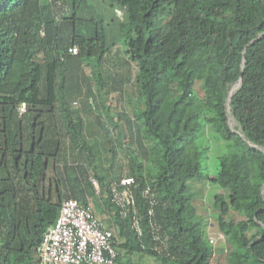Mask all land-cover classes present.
I'll list each match as a JSON object with an SVG mask.
<instances>
[{
    "label": "trees",
    "instance_id": "16d2710c",
    "mask_svg": "<svg viewBox=\"0 0 264 264\" xmlns=\"http://www.w3.org/2000/svg\"><path fill=\"white\" fill-rule=\"evenodd\" d=\"M107 1L120 12L110 20L102 0H0V264H40L68 198L109 211L115 264H211L191 188L204 180L226 190L206 210L230 244L227 264H264V0ZM111 25L124 53L115 69ZM132 63L134 115H114L106 95ZM209 122L226 144L214 175L199 141ZM125 176L129 210L114 190Z\"/></svg>",
    "mask_w": 264,
    "mask_h": 264
},
{
    "label": "built area",
    "instance_id": "2783aa9c",
    "mask_svg": "<svg viewBox=\"0 0 264 264\" xmlns=\"http://www.w3.org/2000/svg\"><path fill=\"white\" fill-rule=\"evenodd\" d=\"M69 51L76 54L78 47L72 46ZM25 111L26 106L22 104L19 112ZM93 182L98 187L99 182L95 179ZM134 184L132 176L122 177L115 184L114 190L121 194L119 204L125 210L135 206ZM209 239L215 244V236L209 235ZM39 255L40 264H115L118 252L113 231L104 226L93 205L68 198L62 202L56 222L44 233Z\"/></svg>",
    "mask_w": 264,
    "mask_h": 264
},
{
    "label": "rangeland",
    "instance_id": "374dc122",
    "mask_svg": "<svg viewBox=\"0 0 264 264\" xmlns=\"http://www.w3.org/2000/svg\"><path fill=\"white\" fill-rule=\"evenodd\" d=\"M102 1H103L102 2L103 7H101L100 10L106 11L107 17H109L108 20L120 14V12L115 8L111 6L109 7V3L107 0H102ZM106 6L107 8H105ZM109 35H110V43L112 46L111 49L112 54L111 57L108 59L106 65L109 66L111 69H115V67L113 66V64H117L115 61L119 57H124V53L122 52L123 45L120 41V35L115 30L113 25L109 27ZM131 67H132V74H131L132 76L130 81H126L122 86V89L118 91L113 89L110 92H108L106 95V104L111 106V108L114 109L115 112L116 111L119 113L126 112L128 115L133 116L134 115L133 106L135 105L137 99V91L134 85L135 83L134 78L137 71V66L136 64L132 63ZM85 73L88 77H90L91 67L88 66L85 67ZM197 83H198L196 85L197 98H199V100L204 101L205 94H204V90L201 87V82L198 81ZM130 94H132L133 97H130ZM82 97L84 96H80L79 97L80 99L77 98L73 101L72 103L73 108L82 109L85 107ZM117 112L114 115H116ZM229 123L233 128L237 127V122L230 114H229ZM199 141L208 147V149L206 150L207 153L204 158L205 172L208 173L209 175H214L217 172L218 156L225 151L226 144L225 142L216 138L215 129L212 127L211 122H209L206 125V128L200 133ZM95 187L97 189V192L100 194L101 193L100 185H98V187L97 186ZM191 188L195 191V196L193 198L194 204L197 205L198 210L200 211L199 213L202 212L206 216L205 223L207 228L208 239H209V235L216 237L215 244L214 243L212 244L214 246L215 252L211 259V264H227L230 244L228 242L227 237L219 232L215 218L209 213L210 212L209 210H206L207 200H209L216 192H223V191L226 192V190L219 188V185L213 186L209 180H204L201 183L195 184L194 188H193V184H191ZM94 210L95 213L97 214L96 208H94Z\"/></svg>",
    "mask_w": 264,
    "mask_h": 264
},
{
    "label": "crops",
    "instance_id": "0c3cea01",
    "mask_svg": "<svg viewBox=\"0 0 264 264\" xmlns=\"http://www.w3.org/2000/svg\"><path fill=\"white\" fill-rule=\"evenodd\" d=\"M115 117V119L117 118V116H114ZM102 118H107V116L106 115H104V116H102ZM110 134L113 136V134H115L116 135V132L111 128V130H110ZM128 132V131H127ZM90 135V136H89ZM87 137H92L93 135H91V134H89ZM128 143V144H127ZM131 144V143H130ZM130 144H129V141L126 139L125 140V145L127 146H130ZM127 146V147H128ZM90 203L93 205V202L92 201H90ZM93 207H94V205H93ZM94 208H96V212H97V214H98V216H99V218H100V220L103 222V220H102V218L104 217V218H106V217H109V211L108 210H103V212L101 211L100 212V209H98L97 207H94Z\"/></svg>",
    "mask_w": 264,
    "mask_h": 264
},
{
    "label": "water",
    "instance_id": "95a60500",
    "mask_svg": "<svg viewBox=\"0 0 264 264\" xmlns=\"http://www.w3.org/2000/svg\"><path fill=\"white\" fill-rule=\"evenodd\" d=\"M240 83H241V80H240ZM232 94H233V92H231V90H230V92H229V96H228V98H227V104L229 105V102H230V100H231V96H232Z\"/></svg>",
    "mask_w": 264,
    "mask_h": 264
},
{
    "label": "bare ground",
    "instance_id": "6f19581e",
    "mask_svg": "<svg viewBox=\"0 0 264 264\" xmlns=\"http://www.w3.org/2000/svg\"><path fill=\"white\" fill-rule=\"evenodd\" d=\"M237 85L234 86L232 89H231V92H233L235 89H236ZM232 123V122H231Z\"/></svg>",
    "mask_w": 264,
    "mask_h": 264
}]
</instances>
